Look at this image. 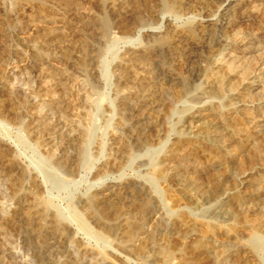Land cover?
<instances>
[{
    "label": "rangeland",
    "instance_id": "1",
    "mask_svg": "<svg viewBox=\"0 0 264 264\" xmlns=\"http://www.w3.org/2000/svg\"><path fill=\"white\" fill-rule=\"evenodd\" d=\"M111 1L0 0V264H241L254 250L248 238L239 250L223 241L255 214L215 229L212 208H175L173 181L155 170L171 162L210 193L220 183L192 155L185 122L202 108L245 139L229 104L238 78L226 77L254 68L232 65L230 51L257 32L260 22L248 18L257 0H239L243 8L227 16L216 13L220 0H114L128 17ZM208 16L218 25L213 51L185 64L161 46L165 35V44L177 34L199 40ZM208 86L219 93L209 98ZM249 159L238 173L260 166ZM195 222L209 242L183 236ZM216 247L235 252L217 261Z\"/></svg>",
    "mask_w": 264,
    "mask_h": 264
},
{
    "label": "bare ground",
    "instance_id": "2",
    "mask_svg": "<svg viewBox=\"0 0 264 264\" xmlns=\"http://www.w3.org/2000/svg\"><path fill=\"white\" fill-rule=\"evenodd\" d=\"M220 2H221V5L216 10V13L220 15L227 16L243 8V6H241V3H239V0H220ZM110 7L117 16H120V17L123 15H126V17L130 16L129 13H126V11L125 12L123 11V6L121 3H117L114 0H112ZM262 10L264 11V2L257 0L255 4L252 6L249 12L250 13L249 17H248L250 19L253 18V20H257L260 22V26L257 32L254 33L255 32L254 31L253 33H248L238 38L235 43L234 48L230 51L232 52L231 54H233L231 58L233 60L231 63L232 65L236 66L237 68L242 69L243 65L246 62H249V63L251 62V64L254 65L253 70H251L250 72L247 71L248 74L246 73L247 75L245 77L243 75H238L239 71L236 76L235 73H231L230 71L226 70L228 72V76L226 77V79L233 77V76H235V78H238L237 80L238 86L237 85L235 86V89H237V91H235L229 96V104L231 105L230 109L233 111V114L236 115L238 119L241 121L242 125H244L242 129L247 133L245 135V139L240 140L238 142V136L240 135L235 130L231 129L229 125H227V123L218 120V118H216L217 116L213 114H208L207 111L202 108H197L193 112H191L187 116L186 122H185L187 126V138L193 141L192 147H191L192 155L195 157L196 161H198V164L201 165V169L203 171L206 170L208 174L213 176L215 180L218 179L216 181H220V183H218L217 186H215V188L213 189L212 193H210L204 190L203 188L197 186V184L193 180H191L192 177L190 179L186 176H183L181 172L178 171L174 167V165L171 164V162H168L165 164L163 161L162 164H165L163 168L161 167L162 168L161 169L159 167V168H156L155 170L157 172V175L159 176L160 174L161 177L163 176V172H167L171 180L173 181L174 190L171 191L170 189H168V192L169 190L172 192L171 197L173 198L172 200H174L173 206L175 208L182 209L185 207V208H191L195 210L202 209L204 207L212 208L213 209L212 218H213V221L216 222L215 229L222 230L224 226L236 220L240 215H246V217H249L251 213L253 215L255 214L256 218L250 221V224L247 227H244L242 229L240 228L241 230L239 232L229 237V239L223 241V244L226 243L228 245H232L233 248H235L236 250H239V247L242 246L241 243L245 241L246 238H248L254 250L250 256V259H247L246 261L243 260L241 264H264V257H261L260 259L258 257L259 252L263 251L262 242L264 241V231H262V229L264 228V111L261 109V107L262 108L264 107V13L262 12L263 15L259 20H258L259 16L257 15V14H260ZM103 24L105 28H107V26L109 25L107 21H105V23ZM201 29H202L201 37L199 40L189 39L185 34L175 35L172 38V40L166 44L163 41V38H165L166 35L158 39L160 41L161 46L167 48L176 61L178 62L185 61V64H187V63H191L193 61L194 55L195 54L197 55V53L201 52L202 50H205V49L212 50L210 49L211 37L218 29V25L215 23L214 18L212 19L211 17L208 16V19L205 22V25L204 26L202 25ZM59 51L62 54V59L64 58V60L68 62V49H66V47H59ZM32 52L35 53L36 51L33 50ZM221 69L222 67L217 69V72L220 71ZM218 90L219 88L217 87L208 86L204 94L207 95L209 98L215 97L219 93ZM138 114L140 113L138 112ZM135 119H136L135 121H137L136 123L138 124L145 122L152 126V123H153L152 122L153 118L151 116L141 117L137 115ZM227 141H230L231 144L236 143L238 145L235 153H232L228 150L229 148L227 146ZM250 157L257 159L260 162L259 164L260 166L259 167L250 166L251 169H249L248 171L243 172V173H238L236 171V166L239 164L241 165V163L245 159L247 160ZM237 167L239 168V166ZM224 181L226 183L230 182L231 185H233L231 190H227L224 186L221 185ZM115 198H116V195H115ZM169 202L171 203V201ZM120 219L121 218H119V220ZM25 220H26V223L31 222L29 218L25 219V216H24V221ZM176 222L175 220L168 221V223L172 225V227L178 230V226ZM53 224H54V221H53ZM37 225L39 226V224ZM211 226L213 227V225ZM204 228L205 227L203 223L195 222L191 225L189 224L188 226H185V228L182 229L183 230L182 234L184 237H188L189 233H191L195 239L201 242V244L207 243L211 240L213 235L210 232L204 231ZM60 230L64 234L70 230V227H62L60 228ZM215 251L217 253L216 254L217 257L215 258L217 261H220L221 258H226L229 253L235 252V251H229V250L225 251L223 249H219V247L215 249ZM210 254H213V253H210Z\"/></svg>",
    "mask_w": 264,
    "mask_h": 264
}]
</instances>
